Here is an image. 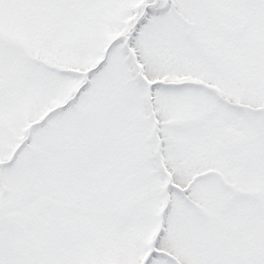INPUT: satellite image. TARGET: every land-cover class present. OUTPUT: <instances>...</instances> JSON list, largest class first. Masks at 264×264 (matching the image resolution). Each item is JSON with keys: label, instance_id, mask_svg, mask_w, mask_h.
<instances>
[{"label": "snow or ice", "instance_id": "obj_1", "mask_svg": "<svg viewBox=\"0 0 264 264\" xmlns=\"http://www.w3.org/2000/svg\"><path fill=\"white\" fill-rule=\"evenodd\" d=\"M0 264H264V0H0Z\"/></svg>", "mask_w": 264, "mask_h": 264}]
</instances>
